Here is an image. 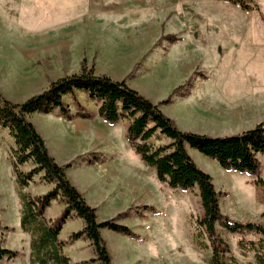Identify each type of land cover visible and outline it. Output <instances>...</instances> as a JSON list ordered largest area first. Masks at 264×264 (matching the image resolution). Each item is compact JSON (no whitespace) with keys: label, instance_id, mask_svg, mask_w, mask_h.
<instances>
[{"label":"rangeland","instance_id":"obj_1","mask_svg":"<svg viewBox=\"0 0 264 264\" xmlns=\"http://www.w3.org/2000/svg\"><path fill=\"white\" fill-rule=\"evenodd\" d=\"M252 1L264 12V0ZM252 33L256 42L264 41L261 13L243 10L225 0H0V90L13 102L22 103L48 89L51 82L86 67L99 75L125 80L155 104L171 97L160 108L183 131L233 135L264 120V77H259V90L252 91L258 77L252 79L250 73L245 74L248 63L260 51L242 49ZM203 34L212 36V41L201 38ZM167 35L177 41L170 42L164 38ZM189 36H200L202 45L220 46L212 51L189 52ZM212 55L221 58V81L216 74L218 79L209 82ZM189 78V84L172 94ZM197 82L203 85L194 94ZM65 102L73 115L84 111L92 118L68 120L55 110L47 116L32 113L29 120L44 125L47 135L53 137L60 131L72 138L77 134L92 136L99 128V104L83 91L66 95ZM123 122L126 127L128 122ZM6 140L0 153V216L3 226L13 230H3L1 236L3 245L18 251V255L5 257L1 264H30L29 236L18 221L20 194L39 195L40 189L38 185L29 188L30 183L19 187L12 167L13 148L5 146ZM170 141L163 135L151 139L156 146ZM89 144L91 148L80 161L91 165L98 157L92 152V141ZM189 153L213 176L224 216L264 224V185L255 184L258 176L226 170L197 150ZM259 157V177L264 180V154ZM20 168L28 172L33 165L27 163ZM156 181L165 195L160 205L163 220L158 222L164 230V254L157 264H211L207 234L197 224L204 214L198 188L183 191ZM112 218L132 227L129 215L117 213ZM217 231L231 246V253L226 255L228 264H234L233 260L257 263L252 242L258 244L260 235L230 233L219 224Z\"/></svg>","mask_w":264,"mask_h":264},{"label":"trees","instance_id":"obj_2","mask_svg":"<svg viewBox=\"0 0 264 264\" xmlns=\"http://www.w3.org/2000/svg\"><path fill=\"white\" fill-rule=\"evenodd\" d=\"M240 6L243 10H258L262 19L264 12L252 0H225ZM170 42L177 39L164 36ZM191 78L175 88L172 94L189 84ZM76 91H83L89 99L99 104L98 116L110 123L127 121L126 137L131 148L140 158L155 169L159 182L172 189L183 191L198 188L204 214L197 219L203 228L212 250L211 264H228L227 254L231 246L219 235L217 224L230 233H253L260 235L255 248L256 264H264V224L242 222L224 216L220 206L221 193L217 191L213 176L203 170L188 151V146L201 152L226 170L250 173L258 176L255 184L264 185L260 178L264 154V120L255 127L241 133L212 136L193 131L181 130L176 122L161 108L160 104L168 103L171 97L155 104L125 80H114L108 75H99L93 69L83 67L81 72L65 76L51 82L48 89L34 95L22 103H16L5 97L0 90V125L10 130L15 140L12 149V167L19 187L24 188L40 173L42 179L53 183L54 187L43 195L21 193L22 211L20 227L31 235L30 264H73L64 252V242L59 239L60 231L75 213L85 222V227L73 233L71 240L86 236L93 243L96 257L90 262L112 264L107 244L101 235V228H109L124 235L133 236L131 227L119 224L115 219L98 221L97 210L85 199L83 193L71 182L66 169L71 165H60L50 154L46 141L33 122L29 120L32 113L51 114L59 110L68 120L75 117L92 118V114L80 111L72 114L65 102L66 95L75 96ZM82 110V108H80ZM163 135L169 143L156 146L152 137ZM32 163L33 168L24 172L21 166ZM63 198L66 207L56 220L45 216L53 200ZM156 212L154 207H146ZM13 230L2 224L0 216V264L5 257L14 258L18 251L6 248L2 241L3 230ZM234 264H239L233 260Z\"/></svg>","mask_w":264,"mask_h":264},{"label":"crops","instance_id":"obj_3","mask_svg":"<svg viewBox=\"0 0 264 264\" xmlns=\"http://www.w3.org/2000/svg\"><path fill=\"white\" fill-rule=\"evenodd\" d=\"M243 37L245 38L244 35ZM201 38H205L207 41L213 39L208 34L201 35ZM250 38V42L246 43L242 49L249 50L251 47V49H259L260 51L248 63L250 68L246 66L245 74L250 73L252 79L258 77L257 82L252 85V91H258L260 88L259 77L260 75L264 77V49H262L264 41L256 42L253 33L250 34ZM202 41L200 36L193 38L189 36L186 48L189 52H200V50L212 51L216 49L215 47L219 48L220 46L219 43L208 45L204 43L202 45L200 44ZM211 57H214L210 63L213 75L209 77V82H213L217 78L216 74H219L218 78L221 81L224 73L221 58L214 55ZM202 85L203 83L197 82L194 94H198ZM261 88L264 86L261 85ZM97 120L99 128L92 136L82 137L77 134L75 135L76 138L67 137L63 135L62 131L57 132L53 137L51 134L47 135V129L44 125L36 122L34 124L44 137L49 152L56 161L60 165H71L66 169L67 175L83 193L86 201L96 208L98 221L110 220L111 216L117 213L129 215L132 219L130 223L135 236L124 235L109 228H101V235L109 249L112 264H157L158 259L162 260L164 254V230L158 222L161 223L163 220L160 205L165 202V195L156 181V171L145 164L137 153L135 154L138 157L132 153L133 149L126 137L128 125L125 127L123 121L110 123L100 117ZM5 138L7 139L5 146L14 148L15 140L11 136L10 130L0 125V153L3 152L1 145ZM81 138L83 141L80 140ZM89 141H92L94 149L92 152L96 153L95 155L98 157L91 165L80 161L84 152L91 148ZM193 151H195L193 148L189 149V152L192 153ZM42 176L41 173L29 185V188L38 185L39 195L47 193L54 187L53 183L46 182ZM147 206H154L159 211L147 210L145 209ZM65 207L63 198L53 200L46 210V218L52 221L56 220ZM84 227V220L72 213L64 223L59 239L64 242V252L70 258L71 263L97 264V262H90L91 258L96 257L95 248L90 239L86 236L76 240L70 239L73 233L82 230ZM25 233L29 236L30 247V234Z\"/></svg>","mask_w":264,"mask_h":264}]
</instances>
